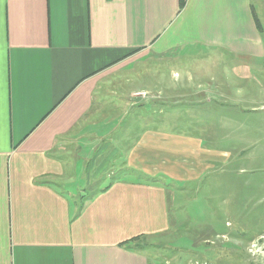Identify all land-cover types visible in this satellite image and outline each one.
Listing matches in <instances>:
<instances>
[{"label": "crops", "instance_id": "0c3cea01", "mask_svg": "<svg viewBox=\"0 0 264 264\" xmlns=\"http://www.w3.org/2000/svg\"><path fill=\"white\" fill-rule=\"evenodd\" d=\"M257 3L0 0V264H151L126 242L158 233L169 193L158 176L170 175L112 181L138 147L118 158L94 140L112 108L136 103L140 89L125 87L145 64L161 74L158 60L193 50L264 59ZM84 187L95 196L83 208Z\"/></svg>", "mask_w": 264, "mask_h": 264}, {"label": "rangeland", "instance_id": "374dc122", "mask_svg": "<svg viewBox=\"0 0 264 264\" xmlns=\"http://www.w3.org/2000/svg\"><path fill=\"white\" fill-rule=\"evenodd\" d=\"M255 6L264 38V4ZM190 52L158 60L161 74L145 64L136 86L125 87L140 89L130 97L136 103L112 108L107 139L93 146L107 141L118 158L137 146V163L146 164L128 161L108 179L168 185L158 233L137 247L151 264H264V59ZM158 172L170 177L158 181ZM93 191L84 187L80 206L90 205Z\"/></svg>", "mask_w": 264, "mask_h": 264}, {"label": "trees", "instance_id": "16d2710c", "mask_svg": "<svg viewBox=\"0 0 264 264\" xmlns=\"http://www.w3.org/2000/svg\"><path fill=\"white\" fill-rule=\"evenodd\" d=\"M185 3H186V0H181V7L182 8L184 7ZM256 237H258V235H256L254 238H256ZM139 242L147 243L148 246H150L149 240H147V238L145 236H137L135 238H132L131 240L126 242V244H128V246H130L129 248H135V249H137V247L142 248L141 246L144 243H142L141 246H140Z\"/></svg>", "mask_w": 264, "mask_h": 264}]
</instances>
